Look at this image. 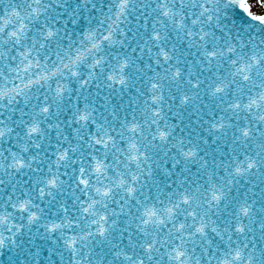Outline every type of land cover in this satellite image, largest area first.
I'll return each instance as SVG.
<instances>
[{"label":"snow or ice","instance_id":"6c2138e0","mask_svg":"<svg viewBox=\"0 0 264 264\" xmlns=\"http://www.w3.org/2000/svg\"><path fill=\"white\" fill-rule=\"evenodd\" d=\"M0 264H264V0H0Z\"/></svg>","mask_w":264,"mask_h":264}]
</instances>
